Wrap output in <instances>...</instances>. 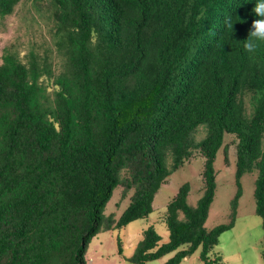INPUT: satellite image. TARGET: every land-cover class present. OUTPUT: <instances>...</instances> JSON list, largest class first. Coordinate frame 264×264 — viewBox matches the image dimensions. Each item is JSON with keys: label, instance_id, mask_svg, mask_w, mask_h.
<instances>
[{"label": "trees", "instance_id": "1", "mask_svg": "<svg viewBox=\"0 0 264 264\" xmlns=\"http://www.w3.org/2000/svg\"><path fill=\"white\" fill-rule=\"evenodd\" d=\"M22 3L29 40L0 61V264H88L92 237L150 215L199 152L202 195L191 205L189 183L179 188L162 216L168 240L145 227L134 264L198 249L204 264L220 259L246 173L257 172L264 229V61L244 48L238 0H0V27ZM225 133L237 139L238 190L230 221L208 228ZM117 186L132 192L118 219L104 213Z\"/></svg>", "mask_w": 264, "mask_h": 264}, {"label": "rangeland", "instance_id": "2", "mask_svg": "<svg viewBox=\"0 0 264 264\" xmlns=\"http://www.w3.org/2000/svg\"><path fill=\"white\" fill-rule=\"evenodd\" d=\"M29 4H19L16 11L5 19V28L0 27V61L3 49L11 43H23L29 40V16L26 8ZM39 38L45 33V26L34 27ZM237 139L234 135L225 133L224 144L218 150L215 159L216 194L212 203L206 226L211 228L218 224L228 223L231 215V201L238 185L236 178ZM227 148V149H226ZM204 157L199 152L175 170L162 184L153 201V211L147 217L129 222L125 226H114L109 230H101L94 235L87 246L86 258L88 264H134L131 257L135 246L142 236V231L148 225H153L165 242L169 233L162 216L166 212L169 201L175 196L184 183H189L188 201L196 205L203 193ZM257 172L246 173L241 177L242 195L237 207L235 224L222 232L214 254L209 256L211 264H264L262 251L264 248L263 220L256 213L254 196ZM122 195L121 186H117L107 202L104 213L115 214L118 219L130 202V195ZM174 252L160 258L150 260L146 264H163ZM214 259L216 260L214 262ZM179 264H204L200 258V250H196Z\"/></svg>", "mask_w": 264, "mask_h": 264}, {"label": "clouds", "instance_id": "3", "mask_svg": "<svg viewBox=\"0 0 264 264\" xmlns=\"http://www.w3.org/2000/svg\"><path fill=\"white\" fill-rule=\"evenodd\" d=\"M239 4L249 13L248 26L249 32L246 34L244 41V48L248 52L258 53V59L264 61V0H238ZM224 26L233 29V21L230 15L224 17ZM260 43H263L258 50L256 48ZM256 50V51H255Z\"/></svg>", "mask_w": 264, "mask_h": 264}]
</instances>
